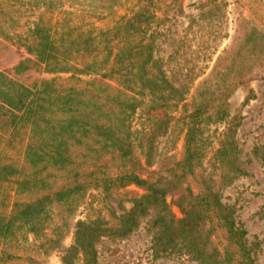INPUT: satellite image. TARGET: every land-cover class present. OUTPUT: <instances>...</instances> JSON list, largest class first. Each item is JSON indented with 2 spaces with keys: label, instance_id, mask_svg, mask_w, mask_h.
<instances>
[{
  "label": "trees",
  "instance_id": "obj_1",
  "mask_svg": "<svg viewBox=\"0 0 264 264\" xmlns=\"http://www.w3.org/2000/svg\"><path fill=\"white\" fill-rule=\"evenodd\" d=\"M59 1L0 0V52L20 55L0 66V264H40L68 234L60 264H96L97 240L129 235L150 208H157L154 256L176 249L199 264H258L245 228L220 196L230 173H242L222 163L236 144L237 115L218 136V178L201 165L205 126L226 122L227 100L243 86V73L221 88L226 75L213 67L188 108L189 88L175 86L154 56L159 22L140 0L123 11L119 0L72 10H61ZM245 1L263 25L264 5ZM245 42L264 57V30L246 34ZM246 90L243 104L252 97ZM145 98L163 112L148 109L147 127L136 131L133 118ZM172 120L183 150L177 160L164 154V164L155 159V141ZM93 190L102 195L96 204L86 201ZM167 193L177 195L180 217ZM120 196L131 206L119 214L100 204ZM84 204L85 217L70 231L69 219Z\"/></svg>",
  "mask_w": 264,
  "mask_h": 264
},
{
  "label": "rangeland",
  "instance_id": "obj_2",
  "mask_svg": "<svg viewBox=\"0 0 264 264\" xmlns=\"http://www.w3.org/2000/svg\"><path fill=\"white\" fill-rule=\"evenodd\" d=\"M60 1L64 2L63 6L57 5L61 10H72L89 2L98 5V0ZM257 1L264 5V0ZM135 2L136 0H119L116 6L121 9ZM140 2L153 12L152 23L159 22L154 34V56L160 59L165 75L175 86L184 85L189 88L185 94L190 104L188 108H191L193 98L199 100V95L197 96L195 91L197 85L213 67L216 66L226 75L220 79L221 88L229 84L228 81L236 80L239 72L243 73L242 77L246 79L243 86H237L227 100L230 116L226 122H208L205 126L202 133L205 142L203 148H200L204 153L201 165L205 174L211 173L214 179L218 178L221 159L213 155L218 147V136L228 121L232 123L231 117L237 115L240 125L236 127L234 133L236 144L230 151V157L224 158L222 163L226 168L238 167L242 173L239 174L236 170L230 173L231 181L220 189V196L221 200L233 209L235 220L245 228L247 232L245 238L251 256L256 263L264 264V57L252 52L250 47L248 49L249 44L245 42L246 34L263 31L264 24L259 22L260 16L242 6L245 0H140ZM19 56L15 50L1 53L0 66H9ZM247 87L252 89V97L243 104ZM202 92L205 93L204 90ZM148 109L150 113L163 112L160 108H149L145 98L142 107L133 118V128L136 131L147 127ZM175 115H178L177 112ZM168 126L167 132L157 136L154 148L155 159L164 164H166L162 158L164 154L177 160L183 150V141L177 135L176 122L172 120ZM170 129L173 131L172 138L169 135ZM170 138L173 140V147ZM163 175L165 177L166 174ZM127 189L138 193L144 192L134 185L128 186ZM176 196L171 193L165 195L173 215L180 217L178 207L173 204ZM101 197L98 191L93 190L86 201L95 200L96 204L100 201L97 199ZM120 197L122 198H105L100 204H107L119 214L131 206L128 199ZM156 212L157 208L148 209L139 219L138 226L125 237L99 238L95 243L96 264H199L184 251L176 249L154 256L150 244L152 235L157 230V227L152 225ZM86 213L85 204L74 212L68 223L70 231L73 230L75 222L84 218ZM70 241L71 234H68L58 248L40 256V264H60V255Z\"/></svg>",
  "mask_w": 264,
  "mask_h": 264
}]
</instances>
